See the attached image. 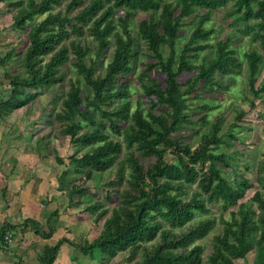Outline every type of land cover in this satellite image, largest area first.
I'll return each mask as SVG.
<instances>
[{
	"label": "trees",
	"instance_id": "trees-1",
	"mask_svg": "<svg viewBox=\"0 0 264 264\" xmlns=\"http://www.w3.org/2000/svg\"><path fill=\"white\" fill-rule=\"evenodd\" d=\"M12 15L15 30L27 33L28 46L22 53L23 72H6L3 85L8 95L0 98V128L11 113L33 104L55 86L69 85L53 121L78 151L69 158V167L57 154L59 191H67L68 205L79 207L86 191L79 180L114 169L106 186L119 188L117 200L110 191L104 199L95 197L84 211L102 229L93 241L77 243L62 236L46 246L39 264H57L64 244L73 248L72 258L89 257L110 263L130 250V264H236L247 263L257 252L254 264H264V155L257 163L258 190L244 200L255 185L241 187L229 180L227 171L243 164L238 151L220 153L223 145L238 140L236 129L245 113L236 109L234 121L223 133L224 117L209 121V112L218 109L206 102L207 112L192 119L191 101L218 96L228 90L225 78L235 77L243 67L248 72L250 108L256 99L264 103V0H0ZM224 12L223 21L238 27L255 48L238 56L235 37L227 35L212 43L217 29L213 17ZM138 13L149 14L137 23L139 40L147 60L138 83L147 98L131 102V76L137 56L138 38L133 21ZM40 18V19H39ZM191 25L186 42L185 28ZM95 43L93 51L85 37ZM165 49L168 54L165 55ZM1 50V48H0ZM17 49L0 57L6 68ZM213 53L211 60L203 53ZM107 53L111 58L98 73ZM70 62L75 77L64 69ZM188 75V76H186ZM6 82V83H5ZM84 82V87L83 83ZM208 127L198 132L197 145L183 134L190 126ZM229 137L230 143L225 139ZM234 150V149H233ZM54 153H56L54 151ZM222 166V167H221ZM248 170V166H245ZM77 175L82 176L77 180ZM214 208L221 211L222 228L213 237V252L205 261L201 243L218 224ZM224 212H229L226 219ZM59 211L47 214L46 228L28 218L6 224L0 240L6 243L9 231H35L51 239L58 230Z\"/></svg>",
	"mask_w": 264,
	"mask_h": 264
},
{
	"label": "rangeland",
	"instance_id": "rangeland-1",
	"mask_svg": "<svg viewBox=\"0 0 264 264\" xmlns=\"http://www.w3.org/2000/svg\"><path fill=\"white\" fill-rule=\"evenodd\" d=\"M6 5L0 3V57L12 49H17L12 58L13 60L5 68V71L10 73L23 72L21 61L22 53L28 46L27 33L25 31H18L14 29L12 15L6 12ZM223 13L224 12L220 11L216 12L213 17L214 26L217 29V33L215 34L212 43L216 44L219 39L225 38L227 35H232L235 37L233 47L236 49L238 56L242 57L245 52L255 48V45L249 41L248 37L241 36L238 31V27L233 28L230 26L231 19L223 21ZM147 17H149V14L138 13L133 21L134 34L138 38V48L137 56L134 61L135 71L131 76L132 88L130 98L133 106H136L138 102H141L145 109H148L147 98L140 89L138 75L141 73L143 64L147 60V50L145 44L139 40L137 33V23L142 18ZM192 29L193 26L191 25H188L185 28V37L180 40L179 47H181L186 42ZM85 41L89 42L92 50L94 51L96 46L93 40L86 36ZM165 50V55H167L168 50ZM110 54L111 53H107L106 56L102 58L103 60H101L98 73L100 72L102 74L104 72L106 63L111 58ZM212 57V52L203 53L198 60L199 62H202L204 58H208L207 60L209 61ZM241 61L243 62V67L239 71V74L235 77L225 78V83L228 86L227 92L219 95L218 99L216 100H211V98L207 97L205 100L198 99L191 101V116L195 122H200L201 118L207 113L202 112L201 110V106L206 102L212 104L215 107H219L218 109L209 112L208 120L211 122L215 121L220 115H222L224 117L223 133L225 134L228 132L229 124L234 121V117L237 114L236 109L245 113L243 120L239 124V128L235 131V135L237 136L238 140L233 141L235 142L233 143V146L228 144L223 145L219 149V152L231 155L233 151H238L239 156L242 158L243 164H240L239 166H232L226 170L227 176L232 184L238 187H241L244 181L255 185L254 189L247 191L244 200H248L253 197L259 188L257 184V163L261 156L264 155V103H261V101L257 98L255 100L257 106L254 109L250 108V101L246 100L249 97L251 98V94L248 91V72L245 61L243 59H241ZM64 69L68 72L69 77H75V72L70 62L65 66ZM259 79H264V65L262 66ZM82 83L84 87V82ZM3 87L5 92H9L8 86ZM68 90L69 85L67 84L64 86H55L47 89L41 94L35 103L30 104L20 110H15L7 118H5L3 123L5 131L8 130L7 132H9V136H12L11 146L16 147L14 150L20 151L21 153L30 151L37 153L35 151L38 148L37 151L47 154V159L43 160L44 162L42 163L41 171H45V173L42 174L44 177L48 178L49 182L48 194L44 197H47L45 200L47 212L52 213L55 210L59 211L56 239H59L62 236H68L77 243L84 244L85 241H93L99 235L102 229V222L94 223L93 216L84 211L85 207L89 203L93 202L95 197L104 199L103 195L105 194V191H110L112 197H114V200H117V192L119 188L114 186H106V183L109 182L110 178H112L114 174V169L104 173H96L91 180L85 182L81 179L82 176L77 175V180L81 179L79 180V184L83 186L87 193L86 196L82 198V205L79 207H70L68 205L67 191H59L57 188V168L60 166H58L55 156L57 154L62 156L65 165L61 166V168L65 170L67 167H69V158L72 155L75 153L78 155L83 154L87 151V149L78 151V148L72 146L69 142V138L62 135L61 125L54 122L50 124V122L53 121L52 115L60 110L62 101L65 99ZM10 116L11 121H8L9 123H7L6 121ZM207 129L208 127H204L202 123H196L195 125L190 126L188 130L184 131L183 134L188 137L187 141L195 146L198 144L200 139L197 133H203ZM225 140L229 143L232 141L229 137H227ZM34 146H36V148ZM54 151L56 153H54ZM14 164H16L15 161ZM245 166H248V170L244 168ZM36 169L39 171V168ZM34 173L35 170L32 171L30 177L33 176ZM18 188L19 186L15 182L9 184L8 189L11 193V197H13L14 193L18 191ZM220 214L221 211L217 208H214V211L211 215L217 220L218 224L216 225L215 230L201 242L205 247V261L207 260V256L213 252V237L219 234L222 228V223L219 221ZM224 217L228 219L230 217V213L224 212ZM60 250L61 251L58 259L59 264H130L129 259H132L130 253L133 251L130 250L127 253L120 254L110 263H103L99 260H92L89 257H84L82 255H79L78 262H75L72 258L74 253L73 248L64 246ZM66 253L67 257L64 258ZM62 259L65 260L63 261ZM256 259L257 252H253L251 255H249L247 263L240 260L236 264H254Z\"/></svg>",
	"mask_w": 264,
	"mask_h": 264
},
{
	"label": "crops",
	"instance_id": "crops-1",
	"mask_svg": "<svg viewBox=\"0 0 264 264\" xmlns=\"http://www.w3.org/2000/svg\"><path fill=\"white\" fill-rule=\"evenodd\" d=\"M5 72V68L0 65V98L8 95L2 82ZM10 118L11 116L7 119V123L11 121ZM7 131L3 123L0 128V231L6 224L15 225L28 218L39 221L46 228L48 212L45 203L47 197H44L48 194L49 182L48 178L43 176L42 173L45 171H41V167L43 160L47 159V154L37 151L38 148L35 151L37 153L33 151L21 153L14 150L16 147L11 146L12 136H9ZM36 168H39V171ZM34 170V175L30 177ZM14 182L19 188L11 197L8 187ZM59 239H56V234L51 239H43L35 231H9L6 243L0 240V264H39L38 257L43 249L55 245ZM64 246L70 248L67 244L62 247ZM66 257L67 253L64 255V258ZM58 259L57 264H59Z\"/></svg>",
	"mask_w": 264,
	"mask_h": 264
}]
</instances>
